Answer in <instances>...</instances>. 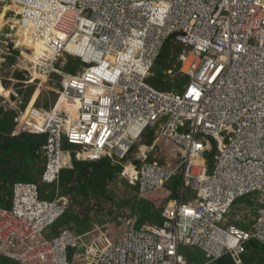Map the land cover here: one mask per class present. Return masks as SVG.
<instances>
[{"label":"built area","instance_id":"2783aa9c","mask_svg":"<svg viewBox=\"0 0 264 264\" xmlns=\"http://www.w3.org/2000/svg\"><path fill=\"white\" fill-rule=\"evenodd\" d=\"M5 3L17 8V27L42 51L30 66L46 80L58 75L61 89L40 119L20 112L21 131L45 137L35 150L44 164L39 182L12 183L9 205L0 206V256L12 264H72L78 236L69 227L48 234L71 200L40 194V184L56 183L71 166L65 141L81 149L84 162L122 166L121 177L140 195L181 174L174 197L161 203L163 220L112 237L94 264H196L181 252L185 246L203 252L201 264L224 256L247 264L249 243L264 247V206L248 228L228 216L237 199L264 198V0H0V7ZM168 41L180 51L164 74L183 75L179 90L148 81ZM63 54L87 66L67 72ZM68 100L77 103L72 115L61 112ZM162 119L159 136L181 150L180 161L143 159L133 169L127 158L134 143ZM94 202L89 195V208Z\"/></svg>","mask_w":264,"mask_h":264},{"label":"rangeland","instance_id":"374dc122","mask_svg":"<svg viewBox=\"0 0 264 264\" xmlns=\"http://www.w3.org/2000/svg\"><path fill=\"white\" fill-rule=\"evenodd\" d=\"M33 38L34 36L32 35L31 38L29 32L17 27L14 11L7 12L5 6L0 7V101L2 106L5 105V110L0 116V123L3 125L2 139H10L13 136L23 138L27 133L20 129V112L27 109L28 114L25 117L31 120L40 119L38 113L51 109L59 98L60 77L55 75L50 80H46L30 66L32 58L36 59L42 53ZM167 44L169 45L170 42L168 41ZM172 48L171 45L166 51L170 54L172 51L177 55L180 49ZM62 58L68 59L64 66L67 72L80 73L87 66L67 54H63ZM163 58L164 56L156 61L153 78L150 77L152 79L149 78L148 81L152 83L156 79L155 86L158 88L179 90L185 78L179 72H176L174 77L164 74L165 70L177 64L168 56ZM76 110V102L68 100L61 104V112L64 115H72ZM163 120L158 121L153 127H148L141 138L134 143L127 158L133 169L137 170L143 159L171 165H176L180 161L181 150L159 136ZM32 138L37 142L42 141L44 136L33 135ZM63 145L65 148H72L71 166L62 170L56 183L40 184V194L43 198L64 197L71 200L67 211L57 221L56 228H71L82 242L69 253L72 264H94L100 249L108 244L112 237L129 227L155 225L163 220L161 203L165 199L174 197L177 187L181 184V174L171 185L154 193L140 195L134 183L129 184L121 177L124 170L122 166L114 164V170L103 163L88 166L84 164L79 154L81 151L79 147L68 146L65 141ZM140 152L146 154L142 156ZM212 154L209 156L210 163ZM3 155L0 153V180L4 179L6 183L0 182V196H3L14 182H39V174L44 162L40 159L41 162L24 142L8 157L5 158ZM126 187L133 189L128 191ZM85 192L94 195L97 201L94 205L96 204L97 208L94 206L89 208L85 202ZM7 198L8 196L6 200ZM82 206L87 209L84 211V216L79 214ZM260 206H264V198L260 199L258 193L237 199L233 211L228 216V222L244 226V222L253 218V212ZM180 250L188 256L191 255L196 264L205 261L203 252L195 246L181 247ZM245 258L248 264H264V249L258 244H251L248 246Z\"/></svg>","mask_w":264,"mask_h":264},{"label":"trees","instance_id":"16d2710c","mask_svg":"<svg viewBox=\"0 0 264 264\" xmlns=\"http://www.w3.org/2000/svg\"><path fill=\"white\" fill-rule=\"evenodd\" d=\"M173 43L172 42H170V44L168 45V44H166L165 46H164V48L162 49V51H161V54L159 55V58L158 59H161L162 58V56H164V58L166 57V56H168L169 58H170V60H172L173 59V61L176 63V59H175V56H174V53L171 51V54H170V52L168 53L166 50H167V47L169 48L171 45H172ZM173 47V46H172ZM174 48V50H176L178 47L177 46H175V47H173ZM172 48V49H173ZM163 58V59H164ZM172 58V59H171ZM157 59V60H158ZM66 69V68H65ZM69 69V68H68ZM153 78V77H152ZM152 78H150V79H152ZM155 83H156V79L155 80H153L152 81V84L155 86ZM157 87V86H156ZM3 110H5V108H4V106H2V104H1V101H0V116H1V114H2V112H3ZM2 129H3V125H2V123H0V153L6 158V157H8V155H11V153L13 152V150H17L18 148H19V146H21V144H22V142H24L25 143V145H27L30 149H32V151H33V154L34 155H36L35 154V150H36V148L38 147V146H40L43 142H44V139H45V137L43 138V140L42 141H37V142H35L34 140H33V138H32V136L33 135H36V134H31V133H27V134H24V137L23 138H21V137H15V136H13L12 138H10V139H8V138H6V139H2L1 138V134H2ZM38 158V157H37ZM40 160V159H39ZM41 162H42V160H40ZM97 163H103V164H107L112 170H114L115 169V165L114 164H112L111 162H109V161H107V160H105V159H102V160H100V161H96V162H89V163H87V162H85L84 164H86V165H91V164H93V165H95V164H97ZM40 175V174H39ZM0 182L1 183H3V184H5L6 182H5V180L3 179V180H0ZM28 182V181H27ZM31 182H34V181H31ZM126 189L128 190V191H132V187H126ZM89 192H85L84 193V198L85 197H87L89 194H88ZM11 194V190H10V187H8L7 188V190H6V192H5V194L3 195V196H0V206H8L9 205V201H8V199L6 200V197L8 196V195H10ZM57 225V224H56ZM251 244H254V245H257L258 243L256 242V241H251L250 243H249V245H251ZM248 245V246H249ZM259 246H261L260 244H258ZM262 247V246H261ZM72 250V249H71ZM247 252H248V248H247ZM246 255V254H245ZM70 260H71V258H70ZM247 259L245 258V261H246ZM12 260L11 259H9V258H5V257H2V256H0V264H12ZM246 263H247V261H246ZM216 264H233L232 263V260H231V258L229 257V256H224L223 258H221V259H219L217 262H216ZM248 264V263H247Z\"/></svg>","mask_w":264,"mask_h":264},{"label":"bare ground","instance_id":"6f19581e","mask_svg":"<svg viewBox=\"0 0 264 264\" xmlns=\"http://www.w3.org/2000/svg\"><path fill=\"white\" fill-rule=\"evenodd\" d=\"M3 7L5 6V10H7V12L8 11H14V13L16 12V11H18L17 10V8L14 6V5H12V4H9V3H5V4H3L2 5ZM18 13V12H17ZM67 55H69V54H67ZM38 75H42V74H39L38 72H36ZM44 77V76H43ZM45 78V77H44Z\"/></svg>","mask_w":264,"mask_h":264},{"label":"crops","instance_id":"0c3cea01","mask_svg":"<svg viewBox=\"0 0 264 264\" xmlns=\"http://www.w3.org/2000/svg\"><path fill=\"white\" fill-rule=\"evenodd\" d=\"M89 195H92V194H89ZM88 195V196H89ZM87 196V197H88ZM94 196V195H93ZM87 197H86V200H87ZM86 200H85V202H86ZM249 208V207H248ZM253 208V207H252ZM232 211H233V209H232ZM237 225V224H236ZM244 226H241V227H244V228H248L249 226H250V223H249V220H246L245 222H244V224H243ZM240 226V225H239ZM56 232V225L54 226V229H52L51 231H50V233H48V234H52V233H55ZM258 243V242H257ZM259 244V243H258ZM261 245V244H260ZM262 246V245H261ZM262 248L264 249V247L262 246Z\"/></svg>","mask_w":264,"mask_h":264}]
</instances>
